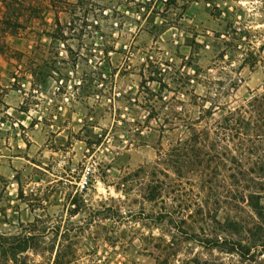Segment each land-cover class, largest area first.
<instances>
[{"label":"rangeland","instance_id":"374dc122","mask_svg":"<svg viewBox=\"0 0 264 264\" xmlns=\"http://www.w3.org/2000/svg\"><path fill=\"white\" fill-rule=\"evenodd\" d=\"M40 1L0 53V264H264V0Z\"/></svg>","mask_w":264,"mask_h":264},{"label":"crops","instance_id":"0c3cea01","mask_svg":"<svg viewBox=\"0 0 264 264\" xmlns=\"http://www.w3.org/2000/svg\"><path fill=\"white\" fill-rule=\"evenodd\" d=\"M3 9L0 4V15ZM7 44L14 46H20L24 41L20 38L7 37ZM14 81V79H11ZM27 83H30L29 81ZM1 86L7 88V92L3 95V105L0 109V173L1 170L5 171L4 165H1V159L6 158V156L1 152V145H9L10 138L15 142V147L18 149L24 148V138L27 137L25 132L26 125L25 122H30V117L25 112L20 110V106L23 104V96L21 90H16L11 88V84L0 83ZM23 86V85H22ZM24 127L22 130H17L16 127ZM24 139V140H23ZM21 153V151L19 150ZM16 159H22L20 156H13L11 160L12 166L15 164Z\"/></svg>","mask_w":264,"mask_h":264},{"label":"trees","instance_id":"16d2710c","mask_svg":"<svg viewBox=\"0 0 264 264\" xmlns=\"http://www.w3.org/2000/svg\"><path fill=\"white\" fill-rule=\"evenodd\" d=\"M50 6L55 8L54 0H48ZM40 0H0L3 12L0 15V53H4L9 50V46L6 42L9 36H18L25 29V23L32 18H38L41 7ZM43 2V0H42ZM57 20V19H56ZM58 22V20H57ZM58 24V23H57ZM252 65L257 63V58L253 55L250 56ZM191 124H195L192 122ZM189 140L178 141V143L171 148V152L175 155L185 153L188 149ZM60 254H57V258L54 264H60Z\"/></svg>","mask_w":264,"mask_h":264},{"label":"built area","instance_id":"2783aa9c","mask_svg":"<svg viewBox=\"0 0 264 264\" xmlns=\"http://www.w3.org/2000/svg\"><path fill=\"white\" fill-rule=\"evenodd\" d=\"M34 128H37V126H35ZM90 172H91V168L89 166H87L84 170L83 176L81 177V179L78 183L80 191H82L85 188V186L87 185L88 175L90 174Z\"/></svg>","mask_w":264,"mask_h":264}]
</instances>
